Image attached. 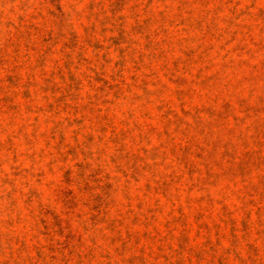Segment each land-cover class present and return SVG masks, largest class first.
Segmentation results:
<instances>
[{
	"label": "rangeland",
	"instance_id": "374dc122",
	"mask_svg": "<svg viewBox=\"0 0 264 264\" xmlns=\"http://www.w3.org/2000/svg\"><path fill=\"white\" fill-rule=\"evenodd\" d=\"M0 264H264V0H0Z\"/></svg>",
	"mask_w": 264,
	"mask_h": 264
}]
</instances>
